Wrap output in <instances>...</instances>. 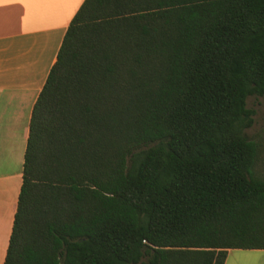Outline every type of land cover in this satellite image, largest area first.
<instances>
[{"label":"trees","instance_id":"16d2710c","mask_svg":"<svg viewBox=\"0 0 264 264\" xmlns=\"http://www.w3.org/2000/svg\"><path fill=\"white\" fill-rule=\"evenodd\" d=\"M264 0H85L34 105L3 264H225L264 250Z\"/></svg>","mask_w":264,"mask_h":264},{"label":"crops","instance_id":"0c3cea01","mask_svg":"<svg viewBox=\"0 0 264 264\" xmlns=\"http://www.w3.org/2000/svg\"><path fill=\"white\" fill-rule=\"evenodd\" d=\"M84 1L0 0V264L22 188L33 108ZM225 264H264V250H230Z\"/></svg>","mask_w":264,"mask_h":264},{"label":"rangeland","instance_id":"374dc122","mask_svg":"<svg viewBox=\"0 0 264 264\" xmlns=\"http://www.w3.org/2000/svg\"><path fill=\"white\" fill-rule=\"evenodd\" d=\"M248 105L256 111L255 124L248 131L250 135H255L264 127V97L250 98Z\"/></svg>","mask_w":264,"mask_h":264}]
</instances>
